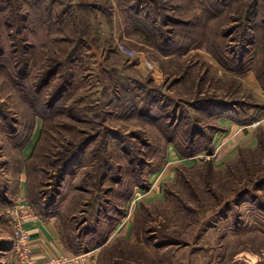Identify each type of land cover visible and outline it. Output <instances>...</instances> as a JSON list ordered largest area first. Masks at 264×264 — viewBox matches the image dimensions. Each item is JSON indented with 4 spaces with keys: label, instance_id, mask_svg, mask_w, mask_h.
<instances>
[{
    "label": "rangeland",
    "instance_id": "obj_1",
    "mask_svg": "<svg viewBox=\"0 0 264 264\" xmlns=\"http://www.w3.org/2000/svg\"><path fill=\"white\" fill-rule=\"evenodd\" d=\"M263 33L264 0H0V264H15L9 211L23 196L35 213L47 205L71 156L48 208L69 244L101 222L83 238L98 244L141 192L129 235L115 230L98 264H264V141L228 151L223 127L211 147L186 136L224 126L197 100L263 112ZM150 107L184 112L170 144Z\"/></svg>",
    "mask_w": 264,
    "mask_h": 264
},
{
    "label": "trees",
    "instance_id": "obj_2",
    "mask_svg": "<svg viewBox=\"0 0 264 264\" xmlns=\"http://www.w3.org/2000/svg\"><path fill=\"white\" fill-rule=\"evenodd\" d=\"M133 20L135 23H139L142 26V27L140 26V28H142V30H140V31H143L145 33L147 32L143 28V26L147 27V25L149 27V24L147 22L146 17L140 18V16L136 15V17H133ZM228 33H230V32H228ZM263 35H264V33H263ZM242 39L244 41H246V43H247V45H244L243 48H247V49H250L252 46H254L253 44L256 42V37L252 38L250 36V33H247L245 36L242 37ZM262 41H263V38L260 39L259 43H262ZM245 52H246V50L245 51L242 50V51L238 52V56L240 57L237 61L238 67H241V65L244 63V58H243L244 56L243 55H245ZM167 53L171 54L170 52H167ZM224 66L228 67L230 65L228 63H225ZM263 75H264V71H263V74L258 73L259 78L263 79ZM52 76H53L52 72H49L47 74V78L45 81L46 84L49 83ZM262 83H263L262 85H263V89H264V80L262 81ZM60 93L61 92H58L53 96L52 100H50L51 103L48 104L49 106H51V105L54 106L55 103H58L63 99L64 95H62ZM157 101H156V103H157ZM197 102H200L199 110L203 113H206L213 120H220L221 117L226 116V117H231V118L235 119L236 122L241 123V124H251L256 119L264 118V110H263V112L258 114V116H255L256 115L255 114L249 118H244V116L242 117V112H240V110H238L236 108H232L231 106H233V104H229V102H221L218 100H209V99L197 100ZM195 103H193V104H195ZM256 107L258 109H262V106L257 105ZM162 110H163V113H161L160 115H157L155 113V111L153 110V108L150 107L149 111L146 114H147L148 118L155 123H159L160 120L162 122L164 121V126L168 129V131H170L169 134H167L168 139H169L168 143L170 144V142H173V140L175 139L174 133H176L178 131L182 121L185 122L183 120L184 112L182 114H180V113L178 114L176 108L173 109L172 112H166V111H164L163 108H162ZM176 119H178V120H176ZM209 127H210L211 132L206 131V129H209L207 126H205V127L204 126L203 127L198 126L197 127L196 125H191L189 127V131L186 135L187 136V144L189 146H191V145L196 144L197 141L201 142V140H202V143L206 147H209V146L211 147L210 142L213 140L214 132L221 130L223 128H222V126L220 127V126H216V125L215 126L209 125ZM258 138L260 140L264 141L263 140L264 139V132L263 131H261V130L259 131ZM87 145H88V143L83 144V148L80 151H83L84 149H86ZM192 152L193 151H191L189 154H191ZM76 159H78V156H71L69 159L66 158V160L62 164L61 168L58 169V174H56L57 180H56L55 185H54L55 188H53L54 189L53 191H55V194L51 193L50 198L47 199V202L51 203V205H49L47 203V205L46 204L43 205L41 207V209H39L37 211V213L40 214L43 218L48 219V218L52 217V214H51V212H49L48 208H50L52 206V203H54L56 201V196L60 193V187L62 186V182L64 180V177L67 173H70L72 171V169H74L75 164L77 163ZM145 185L146 184H144L142 182V179H140L137 182V184L135 185V187L136 188L140 187V186L146 187ZM133 190L130 192V194L133 193ZM99 209H100V207H99ZM100 210H98V213L100 212ZM98 221H100V220H98ZM117 222H116V225L112 226L111 229H108V232L105 233L106 235L102 240L103 242L97 240L96 243H98V244L92 245V246L88 245V242H87L86 246H85V245H83L84 244L83 238L89 239V237H90L89 241H93L96 238V234H98L100 232L98 229V226H99V223H101V222H97V224L95 226L91 225L90 227H87L85 230L83 229L84 230L83 234L78 233V235H76V237L74 238L73 244L71 245V244H69V242H67L66 237H64V234L66 233L64 230V225H63V222H61L59 220L62 242L64 243V246L67 250L72 251L75 254H80V253L85 252V251H90L92 249L100 247V245H102L103 246L102 249H104V247H106L108 240L110 239L111 234L115 230H117V227L119 226V223L121 222V220H117ZM99 261L101 262V258H99Z\"/></svg>",
    "mask_w": 264,
    "mask_h": 264
},
{
    "label": "crops",
    "instance_id": "obj_3",
    "mask_svg": "<svg viewBox=\"0 0 264 264\" xmlns=\"http://www.w3.org/2000/svg\"><path fill=\"white\" fill-rule=\"evenodd\" d=\"M261 90L264 89L261 88ZM262 96L264 97V92ZM262 110H264V105H262ZM261 120L263 122L260 125L257 127L252 125L250 128V125L238 123L231 117L224 116L220 118V121L224 122V126L222 127L226 132L225 134H228L227 136L231 138L230 142L227 144V150L229 151L230 149V151H232V149L238 145L241 147L256 146L259 140V131L261 130L264 132V118ZM27 227L34 238L38 257L49 255L59 256L61 254L70 255L73 253L72 251L67 250L62 242L60 225L56 216L45 219L39 215L35 220L29 221ZM130 231L131 225L128 223L120 232L116 230V234L118 232V235L128 236ZM100 253L101 249L97 250V248L80 254L73 253L76 257L74 264H92L95 260L99 262Z\"/></svg>",
    "mask_w": 264,
    "mask_h": 264
},
{
    "label": "built area",
    "instance_id": "obj_4",
    "mask_svg": "<svg viewBox=\"0 0 264 264\" xmlns=\"http://www.w3.org/2000/svg\"><path fill=\"white\" fill-rule=\"evenodd\" d=\"M130 55H135L134 52H128ZM143 64L148 69H153L151 62L142 61ZM262 121H256L253 126L257 127ZM140 191H136L135 198L131 201L129 211L126 213L124 221L117 229L120 232L132 219L133 206L136 204L138 198L141 196ZM11 216V225L14 230V249H15V264H74L76 257L72 254H61L59 256L49 255L45 257H38L36 253V246L34 238L30 230L27 227V223L31 220L38 218L39 214L35 213L32 206L27 203L25 196L18 198L16 204L9 211ZM117 232V234H118ZM101 248H97L100 250ZM92 264H98L95 260Z\"/></svg>",
    "mask_w": 264,
    "mask_h": 264
}]
</instances>
